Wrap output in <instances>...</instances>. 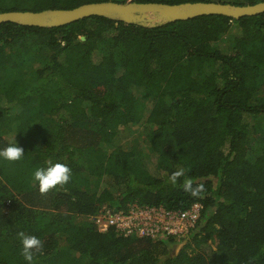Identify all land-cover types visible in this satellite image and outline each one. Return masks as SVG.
Segmentation results:
<instances>
[{
	"label": "trees",
	"instance_id": "obj_1",
	"mask_svg": "<svg viewBox=\"0 0 264 264\" xmlns=\"http://www.w3.org/2000/svg\"><path fill=\"white\" fill-rule=\"evenodd\" d=\"M100 1L0 0V11ZM0 73V147L15 136L25 153L0 159V264H27L20 232L42 242L34 264H264V12L155 26L98 15L2 22ZM139 124L147 145L124 148L120 130ZM46 159L71 174L41 193L32 173ZM196 202L200 217L178 252L173 237L101 232L91 219L104 207Z\"/></svg>",
	"mask_w": 264,
	"mask_h": 264
},
{
	"label": "water",
	"instance_id": "obj_2",
	"mask_svg": "<svg viewBox=\"0 0 264 264\" xmlns=\"http://www.w3.org/2000/svg\"><path fill=\"white\" fill-rule=\"evenodd\" d=\"M264 12V1L255 4L235 5L214 1L183 3L118 2L106 0L84 3L69 9H45L42 11H0V23L16 22L23 25L41 27L61 26L93 15L105 16L125 23L155 26L176 20H186L196 16L220 14L239 18ZM84 38V37H82ZM185 241L182 242L184 244ZM179 244H175L178 246Z\"/></svg>",
	"mask_w": 264,
	"mask_h": 264
},
{
	"label": "built area",
	"instance_id": "obj_3",
	"mask_svg": "<svg viewBox=\"0 0 264 264\" xmlns=\"http://www.w3.org/2000/svg\"><path fill=\"white\" fill-rule=\"evenodd\" d=\"M200 202L185 210H172L164 206L132 204L127 210L104 209L93 217L97 229L106 232L114 228L119 234L159 239L173 237L185 241L201 214Z\"/></svg>",
	"mask_w": 264,
	"mask_h": 264
},
{
	"label": "clouds",
	"instance_id": "obj_4",
	"mask_svg": "<svg viewBox=\"0 0 264 264\" xmlns=\"http://www.w3.org/2000/svg\"><path fill=\"white\" fill-rule=\"evenodd\" d=\"M25 153L21 146L18 145L15 136L12 142H9L3 147H0V159L6 161H19L24 157ZM71 169L64 162L53 159H46L42 166L34 169L32 173L33 181L38 184V189L41 193L56 187L64 185L70 179ZM182 174L181 171H176L169 177L172 183L176 182V178ZM192 181L184 182V190L190 192L191 195H197V189L193 188ZM21 241V254L27 264H34V251L41 248L42 242L32 234L18 233Z\"/></svg>",
	"mask_w": 264,
	"mask_h": 264
},
{
	"label": "rangeland",
	"instance_id": "obj_5",
	"mask_svg": "<svg viewBox=\"0 0 264 264\" xmlns=\"http://www.w3.org/2000/svg\"><path fill=\"white\" fill-rule=\"evenodd\" d=\"M40 64H36V66H39ZM2 74L0 73V98L2 95ZM146 126L145 125H137L133 128L130 129H121L118 136H117V140L118 142L126 149H132V148H136V149H142L143 147H145L147 145V141H146V133H147V129H145ZM104 183L103 186L105 185H111L113 183L112 177L111 176H106L104 177ZM183 246L182 242L179 243L178 246L174 245V251L178 252L181 247Z\"/></svg>",
	"mask_w": 264,
	"mask_h": 264
}]
</instances>
